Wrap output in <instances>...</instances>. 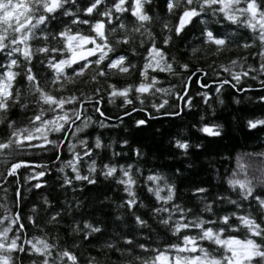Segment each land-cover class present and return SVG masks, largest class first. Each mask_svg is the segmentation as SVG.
<instances>
[{
	"label": "snow or ice",
	"instance_id": "1",
	"mask_svg": "<svg viewBox=\"0 0 264 264\" xmlns=\"http://www.w3.org/2000/svg\"><path fill=\"white\" fill-rule=\"evenodd\" d=\"M153 3L154 0H88L83 5L81 0H0V124L8 129L6 138L0 140V151L6 153L2 158L4 167L0 170V185L5 194L4 203H0V210L5 213L0 215V264H25V260L28 264H80L75 249L96 241L104 232L99 222L83 219L81 225L76 219V212L82 208L79 199L64 201L61 209L53 211L51 201L45 196L39 204L32 205L26 217L8 208L9 183L15 184L14 207H19V198L28 191L46 187L42 178L47 175L49 164L21 157L49 150L56 156L50 164L59 162L56 171L62 177L61 188L76 191L78 183L95 185L97 176L122 186L125 198L119 208H126L138 230L135 237L125 233L119 235L118 240L108 238L97 243L95 252L98 255L89 254L86 264H111L114 252L121 257L117 264H264V152L246 154L252 165L259 164L258 179L242 175L244 165L238 157L237 169L224 177V183L232 190L230 193L217 191L213 194L210 187H194L192 196L199 204L198 210L177 202L178 187L165 177L159 174L143 177V187L155 201L149 207L151 220L174 238L163 250L141 242L152 238L141 234L151 226L149 220L136 211L146 207L135 188L138 183L135 176L141 169L133 170L132 164L118 166L111 160L101 165L99 160L93 159L102 149L111 151L113 157L121 153L112 149V142L103 144L100 136L89 138L86 130L90 126L115 127L105 121L122 122L123 117H131L137 111L150 116L144 105L149 99L155 100L157 93L171 94L175 101H183L178 105L179 111H165L164 115L179 117L184 108L192 107L194 98L187 82L208 74L200 67L192 72L188 63H180L174 55L169 58L168 49L173 47L174 36L179 42L197 22L203 26L199 29L201 39L184 49L190 59L206 56L219 59L233 48L246 53L230 58L226 64L214 61L215 67L209 65L217 77L221 72L230 77L216 82L217 93L223 90L222 85H230L238 93L246 92L241 85L243 78L257 80V75L252 73L264 77L262 0H164L163 16L156 9H153L155 16L149 12ZM125 14L134 18L131 26L124 22ZM154 20L160 29L159 36L152 31ZM53 22L62 27L54 28ZM224 22L246 28L251 38L234 41L232 33L220 34L210 27ZM81 26L86 27L82 29ZM33 41L39 42L38 46L33 47ZM121 47L130 55L119 51ZM138 48L146 50L142 63L131 60V57L141 56ZM253 48L256 50L249 51ZM248 56L253 58L252 63L248 62ZM37 57L47 70L40 74L43 80L33 68ZM134 72H138L137 83L119 86L113 82V77H130ZM157 73L176 77L184 73L182 87L179 90L175 85L169 89L160 87ZM20 76L25 82L23 88L17 87ZM195 83L201 88L209 87L198 78ZM78 84L80 87L76 88ZM68 85L76 90L68 92ZM260 87L264 89V80L260 81ZM180 92L185 95L181 96ZM133 94L140 104L139 109L133 102ZM197 95L205 102L209 100L208 92H197ZM117 99L122 100L123 113L109 117L102 105L105 100L112 104ZM216 99L218 103L223 102L219 95ZM258 100L264 103V95ZM168 103L164 99L151 103L150 107L159 113ZM17 106L23 111L34 109L28 122L21 126L9 118L11 109ZM89 106L93 109L91 116L84 111ZM173 107L177 105L174 103ZM146 123L143 118L134 121L137 128ZM246 124L248 129H255L264 126V119H250ZM197 130L208 137L221 135L219 125L202 124ZM127 143L123 140L121 148ZM62 145H66L70 158L62 159ZM173 146L182 152L190 148L189 142L181 139H175ZM195 147L199 149L201 145ZM132 152L136 157L141 155L138 149ZM21 170L24 172L23 188L16 180ZM225 203L234 210L220 214L221 205ZM41 211L45 225L56 229L57 233L65 214L71 217L64 221L68 224L67 236L73 238L70 248L60 246L58 241L62 237L59 234L33 236L21 242L19 233L26 231L24 220L34 228L39 227ZM115 219L120 220L121 216ZM241 229L246 235L238 238L235 233ZM39 231L45 233L46 229L41 227ZM134 249L139 252L134 253Z\"/></svg>",
	"mask_w": 264,
	"mask_h": 264
},
{
	"label": "trees",
	"instance_id": "2",
	"mask_svg": "<svg viewBox=\"0 0 264 264\" xmlns=\"http://www.w3.org/2000/svg\"><path fill=\"white\" fill-rule=\"evenodd\" d=\"M87 2L88 0H81L83 5H86ZM153 9H156L163 16L164 0H154L152 7L149 8V12L155 16L156 12H153ZM123 19L129 26L134 21V18L130 14H125ZM174 20L175 18H173V22ZM53 27L60 28L62 25L53 22ZM81 27L84 29L86 26ZM202 27L198 22L192 25L179 42H177L173 34V47L168 49L169 58L174 55L180 63H188L191 66L192 72L197 67H200L208 74L207 76L199 75L196 77L202 83L208 84V88H201L197 85L195 83L196 78L187 82L190 85L191 95L194 98L191 108H184L179 117L164 115L163 112L165 111H179L180 108L178 105L182 104L183 101H175L171 94L164 95L157 93L155 100L149 99L144 105L145 111L150 113V116H145L143 112L137 111L133 112L131 117H123L122 122L115 119L105 121L106 123L115 124V127L100 129L95 126H90L86 130L89 138L100 136L103 144L107 145L109 142H112V149L115 152L121 153V155L113 157L111 151L107 149L100 150L98 155L94 156L93 159L99 160L101 165L111 160L117 163L118 166L124 165L126 167L127 164H132L133 170L137 167L141 169V173L135 176L138 180L135 188L138 193V198L145 203L146 207L143 209L137 208L136 211L145 219H148L151 226L141 234L145 237L148 235L152 237L151 240L144 239L141 242L147 243L149 247H159L161 250H163L165 244L174 242V238L171 237L170 233L166 232L151 220L149 207L154 205L155 201L144 189L143 177L149 174H159L165 177L170 183L178 187L177 202H183L198 210L199 204L192 196V189L197 186H202L210 187L213 194L217 191L223 192L224 194L230 193L232 190L224 183V177L230 175L234 169H237L238 157L240 158V164L244 165L242 175H247L249 179H258L260 176L258 170L259 164L252 165L251 158L246 154L264 152V126H257V128L250 130L246 122L250 119H264V103L258 100L260 95H264V89L260 87V81L264 80V77L259 76L258 73H252V75H257V80H251L249 77L243 78L241 85L247 89L246 92L238 93L230 85H222L223 90L217 93L216 82L224 78L230 79V77L223 72L217 77L213 74L212 68L209 65L215 67L216 63L226 64L230 58H236L237 55H246V53L240 49L233 48L231 51H225L221 54L219 59L214 56L201 57L195 60L190 59L184 49L200 41L201 31L199 29H202ZM210 27L216 28L220 34L226 32L232 33L234 41L251 38V33L246 28H240L227 22H224L223 25L211 24ZM152 31L159 36L160 29L155 20L153 21ZM32 43L33 47L39 44L37 41H33ZM60 46L62 47V44ZM255 50L253 48L249 51ZM119 51H124L126 55H130L125 47H121ZM137 51L141 53V56L131 57V60L142 63V54L146 50L138 48ZM248 62H253L251 56H248ZM33 68L37 76L43 80L44 77L40 74L45 73L47 70L40 64V57L36 58ZM184 75V73H181L180 77H176L166 73H157L160 81L159 86L169 89L172 85H175L176 90H179L182 87V78ZM84 79H87V76ZM138 81V72H134L130 77H113V82L119 86L137 83ZM24 83L23 76L18 77L17 87L23 88ZM42 87H46V85L42 84ZM79 87L80 85L78 84L76 88ZM76 88L68 85V92L75 91ZM197 92H208L209 100L205 102L202 96L197 95ZM180 95L184 96L185 93L180 92ZM217 95L223 101L222 103L217 102ZM164 99H167L169 103L159 113L150 107L151 103H158ZM133 102L137 109H139L140 104L135 101L134 94ZM120 103H122V100L119 99L112 104H108L105 100L102 108L109 117H115L123 113V109L120 108ZM174 103L177 105L175 108L173 107ZM84 111L90 116L93 115L91 106L85 108ZM128 111H131V108H128ZM32 114H34V109L23 111L17 106L11 109L9 118L15 120L17 126H21L28 122V118ZM201 117H203V120ZM141 118L147 120V123L137 128L134 121ZM202 124L219 125L221 135L218 137H208L200 133L197 129ZM68 131L70 132L71 129H68ZM7 135L8 129L6 125L0 124V140L6 138ZM61 138L65 140L70 139V137ZM175 139L187 140L190 144L188 151L182 152L175 148L173 146ZM123 140H127L128 143L121 148V142ZM196 144H200L201 147L199 149L196 148ZM61 147L64 149L62 159L70 158L66 145H62ZM133 149H138L141 155L139 157L134 156ZM4 155L6 153L0 151V170L4 167L2 162ZM21 158L49 164L47 175L42 178V180L46 181V187L40 190L32 189L28 191L19 198V207H14V201L17 199L15 196V184L9 183L7 186V206L9 209L18 212L22 217H26L32 205L39 204L41 198L45 196L51 201V210L53 211L61 209L64 206L62 203L64 201L74 202L76 199H79L82 203V208L76 212V219L80 220L81 225L83 219H88L90 222H99L100 226L104 229L103 234L97 237L96 241L75 249L77 256L80 257V264H86V258L89 254L98 255L95 252L97 243H103L108 238L118 240L119 235L125 233L134 237L136 236L138 230L135 228L132 216L127 213L126 208H119L122 199L125 198V194L122 186H118L115 181H108L103 177L97 176V183L95 185L83 183L81 186L78 183L76 191H73L72 188L64 189L60 187L62 177L56 171L59 167V162L55 165L50 164V161L56 160V156L51 150L44 154L30 152L27 156ZM23 176L24 172L21 170L20 176L16 178L22 188ZM34 182L32 181V183ZM2 188L3 186L0 185V203H4L5 201V194ZM232 198H235V196H232ZM247 208L248 205L245 203L244 209L247 210ZM232 210H234L233 207L225 203L221 205L219 211L220 214H226ZM4 214L0 210V215ZM117 215L121 216L120 220L115 219ZM70 218L68 214H65L64 221ZM44 219V212L41 211L40 219L38 220L39 227L37 228L29 225L25 219L24 226L26 231L19 233L21 242L25 238H32L33 236L59 234L62 237L58 241L60 246L62 248H70L73 238L67 236L68 224L62 221L57 233L56 229L48 228L45 225ZM41 227L46 229L45 233L39 231ZM235 235L238 238H243L246 232L241 229ZM136 238L139 239V237ZM136 252H139V250L134 249V253ZM142 255L147 256L149 254L143 253ZM128 258L130 259L131 257ZM120 259L121 257L118 253L114 252L111 254V264H117ZM25 264H28L27 260H25Z\"/></svg>",
	"mask_w": 264,
	"mask_h": 264
}]
</instances>
